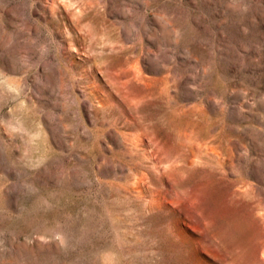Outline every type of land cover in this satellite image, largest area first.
<instances>
[{
  "label": "rangeland",
  "instance_id": "obj_1",
  "mask_svg": "<svg viewBox=\"0 0 264 264\" xmlns=\"http://www.w3.org/2000/svg\"><path fill=\"white\" fill-rule=\"evenodd\" d=\"M0 264H264V0H0Z\"/></svg>",
  "mask_w": 264,
  "mask_h": 264
}]
</instances>
